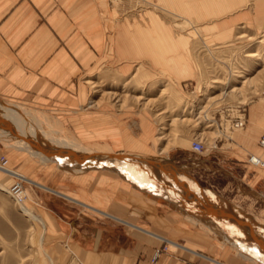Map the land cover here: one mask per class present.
Returning <instances> with one entry per match:
<instances>
[{
	"label": "crops",
	"instance_id": "0c3cea01",
	"mask_svg": "<svg viewBox=\"0 0 264 264\" xmlns=\"http://www.w3.org/2000/svg\"><path fill=\"white\" fill-rule=\"evenodd\" d=\"M141 2L149 8L139 12L146 13L130 18L121 5L115 9L113 0H0V99L47 115L62 130L56 135L72 137L93 154H124L179 167L183 179L194 177L231 207L264 215V167L250 162L251 156L264 162V98L247 107L244 130L197 153L188 140L192 128L184 130L186 147L159 148L148 118L137 122L129 110L99 98V83L92 81L101 72L134 73L140 81L157 73L180 83L194 80V41L214 49L233 42L236 28L253 17L251 1ZM179 26L184 33H178ZM142 62L134 71V64ZM15 150L11 161L26 168L16 171L38 184L29 185L45 224L40 242L46 264H241L195 222L189 190L163 172L157 176L154 170L153 178L142 171L126 173L162 194L152 195L110 168L70 171L39 158L42 162L31 165L33 155ZM231 192L234 200L226 197Z\"/></svg>",
	"mask_w": 264,
	"mask_h": 264
},
{
	"label": "rangeland",
	"instance_id": "374dc122",
	"mask_svg": "<svg viewBox=\"0 0 264 264\" xmlns=\"http://www.w3.org/2000/svg\"><path fill=\"white\" fill-rule=\"evenodd\" d=\"M250 1L249 8L253 17L236 28L237 37L233 42L214 49L201 45L199 40L194 41L191 55L193 54L192 57L198 71L194 80L180 83L165 74L157 73L151 80L142 79L140 81L138 78H133L134 73L124 76L117 72L110 74L101 72L96 79L92 80L99 83L98 88L95 89L99 90L96 92L98 97L113 102L118 109L129 110L137 122L139 119L141 120V116H146L155 128L153 141L159 148L164 145L168 149L186 147L185 140H182L187 135L184 131L186 126L192 128V133L188 134L189 143L198 139L206 146H213L214 141L218 138H230L234 131L235 121L241 118V115H246L247 107L251 103L264 98V0ZM119 4L121 5L120 10L126 15L129 14L130 18H135L136 16L133 15L136 13L143 15L146 12L140 13L139 11L149 8L141 0H121ZM117 5L118 1L116 0L114 2L115 9L118 8ZM157 13L161 18L166 17L164 13ZM185 29L183 26L177 28L179 34L184 33ZM145 64L144 62L134 64V71H136V67ZM162 89L165 90L164 93ZM232 89L237 90L230 93ZM109 92L112 93L109 94ZM160 94L162 97H159ZM137 97H141V101ZM154 98H158L156 102L152 101ZM162 111L164 114L158 116ZM199 112L202 114L200 115ZM199 116H202V119L199 120ZM187 117L190 122L182 123L177 119ZM210 125H213L214 129L207 130L206 128ZM132 126L133 128L137 127L135 124ZM41 127L56 138L68 137L66 134L56 135L58 131L62 132L59 128H56L55 132L51 131V128L46 124H41ZM210 131L212 134H208ZM203 132L208 133L200 136ZM158 137H162L161 140ZM68 138L73 139L72 137ZM8 143L0 141V164L3 165L2 159L4 158L7 161L6 167L15 171L20 170L21 167L26 169L23 162L11 161L10 155L17 150ZM19 150L27 153L22 148ZM38 162L42 161L30 157L29 164H39ZM25 166L27 167V164ZM126 173L122 172V175L135 184H141L152 195H162L156 188L149 187L145 183H141L138 177ZM17 182L20 181L0 173V184L8 189L12 190ZM29 184L22 182L26 199L20 203L38 216L40 207L32 200L30 193L32 186ZM226 197L234 200L235 194L231 192ZM236 197L239 200L242 198L239 195ZM217 199L227 204L220 197ZM237 208L264 221L263 213L258 217L242 210L239 206ZM195 222L222 242L219 243L220 250L227 251L232 257L240 259L241 264H264L261 261L242 260L234 254L233 247L223 243L222 237L207 231L198 221ZM33 226L35 229L32 228ZM43 232L44 229L39 222L31 220L21 211V206L13 195L0 190V264H46V256L40 242Z\"/></svg>",
	"mask_w": 264,
	"mask_h": 264
},
{
	"label": "bare ground",
	"instance_id": "6f19581e",
	"mask_svg": "<svg viewBox=\"0 0 264 264\" xmlns=\"http://www.w3.org/2000/svg\"><path fill=\"white\" fill-rule=\"evenodd\" d=\"M115 1L116 0H113V2H115ZM117 1H118V5H120L119 2L121 0H117ZM248 56L250 57L252 55H248ZM236 90L237 89H232L230 93H234V92H236ZM164 92H165V90H163V93ZM163 93H162V95H163ZM140 101H141V98H140ZM199 114L201 115L202 113L199 112ZM201 117L202 116H199L198 119L199 120L202 119ZM236 123H238L239 128L235 127ZM41 124L48 125L49 128H51V131H55V132H56V128L58 127V124L50 121V119L47 117V115L45 116L41 113L33 112V111L27 110L26 108H23L21 106H17L15 104H10V103H7V102L0 100V141H3V143L9 142L8 144L13 146L14 149L16 148L19 150V148L20 149L22 148V149L26 150L27 152H29L34 157L41 159L45 163H54V162H50L49 160H47L45 153L58 152V153H63V154H67V155H78L80 157H85L89 161L88 167H90V166L93 167L94 165L99 166V167L102 166L105 168L110 167V169L115 170L117 172H121V173L122 172L125 173L128 171L130 173L133 171H142V172L147 173L150 176H152V178L154 177L152 175L153 170L148 168V170L144 171L138 167V165L142 164V162L140 161L141 159L139 161H137V160L133 161L134 163H132V164H124L121 162L112 161L108 158L109 155H111V154H109V155L93 154L89 148L77 143L76 141H73V139H70L68 137H64V138L61 137L59 139V138L54 137L52 135V133L45 132L42 129ZM213 125H215V124H213ZM213 125H210L206 129L207 130L214 129ZM245 127H246V115L245 116L241 115V118H239L237 121H235L233 132L242 131V130H244ZM31 133L36 135L37 137H39L38 139H40V138H41V140L44 139V141H46V143H48L50 145V147H52L54 150H52V149L50 150L49 148H48L49 150L46 149L41 144L40 140H38V141L35 140L37 137L36 138L33 137L31 135ZM206 133H208V132H203L200 136H202ZM210 133L212 134L211 131L208 134H210ZM217 134H218V132H217ZM16 136H17L18 140L12 141V140H16L15 139ZM195 141H198L200 143H204L198 139L194 140L193 143ZM192 149H193V144H192ZM205 150H206V146H205L204 151ZM96 153H98V152H96ZM137 159H139V158H137ZM253 159H254V161L260 160V163H261L260 165H256V163L253 162L252 163L253 165L259 166V167H264V162L260 158L254 156ZM54 164H56V163H54ZM6 165L0 164V173L6 174L8 177L13 178V179H17L18 181H20V182H17L16 184H19L21 189L23 190L22 195H21L22 199H21V196L15 195L13 190L8 189L7 187H5L2 184H0V190H3L5 192L9 193L11 196L13 195L14 199L18 202V204H20L21 211L26 216H28L31 220L39 222L44 227L45 224H44L43 220L39 216H36L31 211H29L22 203H20L21 201L24 202L26 199V195L24 193V188H23L22 182L33 183L36 185H38V184L36 182H34L33 180L26 178L23 174H21L17 171H14L11 168L6 167ZM79 165H82V164H79ZM79 165L64 163L63 166H61V168H63L64 170L81 171V172L96 170L94 168H91V169L89 168L86 170V169H83V167H81ZM140 176H142V175H139V177ZM208 195L210 197H213V199H215L214 201L216 203H219V202L223 203V201L217 199L216 196H212L211 193L208 192ZM188 197L195 204V206L192 207V209H189V212H190L191 216H193L195 221H198L205 229H207V231H210L213 234L222 237L223 243H225V245H230L231 247H233L234 252L237 255L243 256L245 258L251 257V258L255 259L256 261H261L264 263V253L261 250V248L258 246V244L255 241L254 236L252 234V232L256 233L257 230H255V228H253V227L251 228L248 225H240L237 223H228L227 221H224L223 219H218V218H215V217L209 215L206 212L205 204L203 205L201 203L200 199H198L195 192L192 190H189ZM225 205L229 206L227 204H225ZM251 218L257 226H260L263 228V229H261V228L260 229H261V233H262V237H263V241H264V221H261L259 218H256V217H251ZM249 222H250V220H249ZM243 238H245V239H243ZM161 252L162 251H158L156 253L155 259L160 256Z\"/></svg>",
	"mask_w": 264,
	"mask_h": 264
},
{
	"label": "water",
	"instance_id": "95a60500",
	"mask_svg": "<svg viewBox=\"0 0 264 264\" xmlns=\"http://www.w3.org/2000/svg\"><path fill=\"white\" fill-rule=\"evenodd\" d=\"M45 153V152H44ZM45 156L47 157V160L50 162H54L58 164L60 167L63 166L64 163H70L74 165H79L83 167V169H104L105 167H99V166H90L88 167L89 161L85 157H80L78 155H67L63 153H58V152H51V153H45ZM112 161H117L121 162L124 164H132L134 163L133 161L137 160L139 161L140 159H137L136 157L129 156V155H124V154H111L108 157ZM142 164L138 165V167L141 170H155L156 174L164 173L166 176H168L169 180L175 184V185H180L184 189L192 190L195 192L196 196L198 199H200L201 203L204 205L205 204V209L206 212L218 219H223L224 221H227L228 223H237L240 225H248L249 227L255 228L256 233L252 232L255 241L257 242L258 246L261 248V250L264 253V241L261 233L260 226H257L252 218L244 213L243 211L233 208L231 206H226L224 202H219L216 203L213 199V197H210L208 195V191L202 187L199 182L192 176H188V180H185L181 176V169L179 167H172L169 165L164 164L163 162H155V161H149V160H140ZM110 168V167H107ZM203 200V201H202ZM250 220V222H249Z\"/></svg>",
	"mask_w": 264,
	"mask_h": 264
},
{
	"label": "built area",
	"instance_id": "2783aa9c",
	"mask_svg": "<svg viewBox=\"0 0 264 264\" xmlns=\"http://www.w3.org/2000/svg\"><path fill=\"white\" fill-rule=\"evenodd\" d=\"M236 128H239V125H238V123H236V126H235ZM260 146L264 149V133L262 134V136H261V139H260ZM204 149H205V145H204V143H200V142H198V141H195L194 143H193V150L195 151V152H197V153H202L203 151H204ZM254 156L252 157H250V162L251 163H256V165H260L261 163H260V160L259 161H254ZM2 162H3V165H6L7 164V161L3 158L2 159ZM13 192L15 193V195H18V196H21L22 195V192H23V190L21 189V187H20V185L19 184H16L14 187H13ZM21 199H22V196H21Z\"/></svg>",
	"mask_w": 264,
	"mask_h": 264
}]
</instances>
